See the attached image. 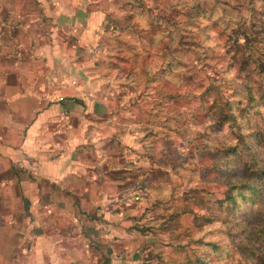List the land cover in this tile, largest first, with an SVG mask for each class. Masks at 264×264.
Instances as JSON below:
<instances>
[{"label": "rangeland", "instance_id": "rangeland-1", "mask_svg": "<svg viewBox=\"0 0 264 264\" xmlns=\"http://www.w3.org/2000/svg\"><path fill=\"white\" fill-rule=\"evenodd\" d=\"M136 5L154 25L156 45L147 33V53L138 55L122 42L100 71L106 88L116 91L109 95L113 106L134 92L129 101L142 109L140 141L127 147L137 149L138 165L108 175L124 180L127 208L138 211L135 226L146 236L138 264H264V0ZM128 54L133 60L120 59ZM103 146L125 152L119 138ZM4 176L19 184L13 175L1 182ZM25 199L31 201L19 187L0 191V264H56L57 255L35 249L44 232L37 219L47 208L37 206L33 216ZM66 224L73 236L78 225ZM46 232L58 243L56 229ZM60 256L64 263L76 258ZM95 256L94 264L105 260Z\"/></svg>", "mask_w": 264, "mask_h": 264}, {"label": "crops", "instance_id": "crops-1", "mask_svg": "<svg viewBox=\"0 0 264 264\" xmlns=\"http://www.w3.org/2000/svg\"><path fill=\"white\" fill-rule=\"evenodd\" d=\"M136 1L0 0V177L19 181L14 185L4 176L0 191L19 187L31 199L25 203L33 216L37 206L47 208L37 219L44 232L35 249L57 255L56 264H94L92 254L106 264L141 261L138 245L146 236L135 226L138 211L127 208L124 180L108 175L138 165L137 149L127 147L140 141L142 116L136 110L142 109L129 101L134 92L113 106L109 95L116 91L106 88L100 71L102 62L115 61L112 51L122 42L138 55L147 53V33L150 46L156 45L154 25ZM130 15L132 24L126 23ZM130 55L120 59L133 60ZM115 138L124 154L104 148ZM67 222L78 225L73 236L64 232ZM48 228L56 229L58 243L46 238ZM43 240L51 245L46 248ZM65 254L76 258L64 263Z\"/></svg>", "mask_w": 264, "mask_h": 264}, {"label": "trees", "instance_id": "trees-1", "mask_svg": "<svg viewBox=\"0 0 264 264\" xmlns=\"http://www.w3.org/2000/svg\"><path fill=\"white\" fill-rule=\"evenodd\" d=\"M229 198H231V197H229ZM232 199H233V197H232Z\"/></svg>", "mask_w": 264, "mask_h": 264}]
</instances>
